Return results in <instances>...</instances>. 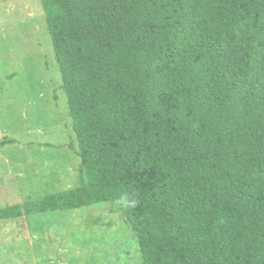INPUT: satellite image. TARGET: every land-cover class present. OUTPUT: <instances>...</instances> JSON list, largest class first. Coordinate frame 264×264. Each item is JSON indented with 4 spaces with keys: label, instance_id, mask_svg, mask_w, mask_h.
I'll use <instances>...</instances> for the list:
<instances>
[{
    "label": "trees",
    "instance_id": "16d2710c",
    "mask_svg": "<svg viewBox=\"0 0 264 264\" xmlns=\"http://www.w3.org/2000/svg\"><path fill=\"white\" fill-rule=\"evenodd\" d=\"M41 4L79 185L0 222L119 202L142 264H264V0Z\"/></svg>",
    "mask_w": 264,
    "mask_h": 264
},
{
    "label": "rangeland",
    "instance_id": "374dc122",
    "mask_svg": "<svg viewBox=\"0 0 264 264\" xmlns=\"http://www.w3.org/2000/svg\"><path fill=\"white\" fill-rule=\"evenodd\" d=\"M62 86L41 0H0V208L79 185ZM122 211L100 203L1 221L0 264H142Z\"/></svg>",
    "mask_w": 264,
    "mask_h": 264
}]
</instances>
